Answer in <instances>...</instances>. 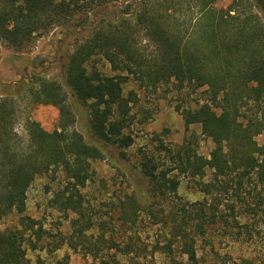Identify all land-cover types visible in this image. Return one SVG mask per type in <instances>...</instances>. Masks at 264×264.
Instances as JSON below:
<instances>
[{"label": "trees", "instance_id": "16d2710c", "mask_svg": "<svg viewBox=\"0 0 264 264\" xmlns=\"http://www.w3.org/2000/svg\"><path fill=\"white\" fill-rule=\"evenodd\" d=\"M127 1L117 9L110 0H0V41L17 50L56 24L68 35L83 34L69 54L64 82L33 71L30 81L0 84V218L20 215L0 232V264H48L40 252L63 247L90 256L92 264H264L199 254L213 233L238 240L235 228L248 226L242 218L264 212V143L257 139L264 134V0H232L225 8L217 0ZM81 6L86 16L73 23ZM100 61L114 74H105ZM131 81L145 90L171 83L177 90L205 88L197 105L178 109L187 134L181 143L158 147L166 155L162 164L155 154L138 165L130 160L134 138L126 129L138 100L135 90L126 91ZM24 96L61 112L53 131L29 120L25 146L13 133L16 102ZM192 125L214 143L209 157L198 152ZM99 160L117 167L130 184L144 182L145 189L119 196L116 219L85 218L81 189ZM58 171L65 185L52 202L79 217L67 219L57 239L23 213L36 176ZM181 175L201 179L213 200H183ZM251 184L253 201L243 200V211L221 207L218 195L233 188L240 196ZM30 250L38 252L35 259ZM69 263L66 253L53 264Z\"/></svg>", "mask_w": 264, "mask_h": 264}, {"label": "rangeland", "instance_id": "374dc122", "mask_svg": "<svg viewBox=\"0 0 264 264\" xmlns=\"http://www.w3.org/2000/svg\"><path fill=\"white\" fill-rule=\"evenodd\" d=\"M125 1L128 2L127 0H110V3L113 8L120 9ZM231 1L217 0L216 6L225 8ZM80 3L83 5L84 0H80ZM85 16L86 8L81 6V10H78L76 17L72 19L73 23ZM82 35L81 31L77 35H68L66 26L56 24L51 31L37 35L32 44L24 50H17L0 41V84L13 83L21 79L30 81L33 71L44 73L48 78L64 82L69 54L74 50L76 41ZM99 65L105 74H114L106 61H100ZM125 88L126 91L135 90L138 97L137 102L132 104V120L126 129V132L134 138V143L128 149L131 162L134 163L133 165H138L145 155L155 154L161 164L164 163L166 155L164 152H160L158 147L161 144L181 143L187 134L181 112L178 109L197 105L199 100L201 101L207 96L205 88L194 90L192 87H186L177 90L171 83L145 90L140 89L134 81H131ZM81 108L85 115L89 113L87 104L81 105ZM15 109L13 133L17 142L24 146L29 142L27 129L29 120L39 122L47 131H53L59 127L61 112L56 106L33 104L30 98L24 96L16 102ZM190 132L194 134L198 152L209 157L214 147L212 140L201 133L199 125H192ZM257 139L260 143H264V134L259 135ZM93 166L96 171L92 180L81 189L84 197L85 218L116 219L114 210L119 196L126 191H132L136 186L144 188V182L135 178L134 184H130L124 174L106 160H99ZM210 174L208 172L203 181H209ZM180 181L178 193L183 200L204 201L205 199L213 200L215 197L207 196L201 190L199 182L202 180L199 178L194 179L181 175ZM64 185V175L59 171L56 174L37 175L27 190L26 210L23 213L32 219L39 220L57 239L60 230L67 231V219L79 217L75 212L60 210L55 202H52L56 192ZM251 191L252 193H250ZM239 192L240 196L237 195L238 192H235V189L230 188L229 192L218 195V198L224 201L221 207L225 209L227 204H234L236 212L243 211L241 208L243 200L253 201L254 186L251 184ZM159 207L160 205H157V208ZM141 216V219H149L144 214ZM18 219H20V215L17 214L0 218V232L17 224ZM242 219H248V226L241 225L240 228H235L236 231L241 230L238 240H235L232 235L217 236L212 231L211 240L209 243L201 244L199 254L204 255L210 261L216 256V252L228 259L233 256L236 261H241L240 258L243 256L252 257L257 261L264 259V212L261 211L259 215L249 214L248 217ZM211 242H214L215 250H212ZM207 249L210 253L205 252ZM37 253L30 250L29 256L35 259ZM40 253L48 264L60 260L66 253L70 254L69 264H92L93 261L90 256H86L82 252H74L68 247H63L55 252L45 249ZM159 259L162 260L161 257ZM159 259L157 258V261Z\"/></svg>", "mask_w": 264, "mask_h": 264}]
</instances>
